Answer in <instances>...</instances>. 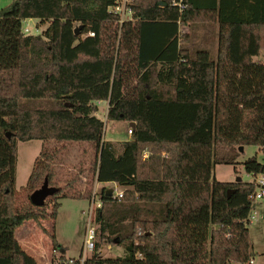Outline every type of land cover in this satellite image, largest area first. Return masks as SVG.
<instances>
[{
    "label": "trees",
    "instance_id": "trees-1",
    "mask_svg": "<svg viewBox=\"0 0 264 264\" xmlns=\"http://www.w3.org/2000/svg\"><path fill=\"white\" fill-rule=\"evenodd\" d=\"M115 2L12 0L0 8V264H35L15 243L18 224L45 217L42 205L16 206L17 140L32 138L60 147L35 158L30 191L53 180L66 143L92 149L84 188L77 179L85 170L65 178L50 217L57 198L91 199L97 182L123 188L118 197L98 186L94 253L84 264H248L254 182L217 180L212 165L235 163L248 144L264 147V0H182V9L131 0L132 18L121 23ZM27 18L46 29L24 33ZM197 21L218 25L216 54L193 42ZM100 100H108L107 119L135 121L130 138L103 137ZM242 163L264 172L256 154ZM108 241L123 254L101 257Z\"/></svg>",
    "mask_w": 264,
    "mask_h": 264
},
{
    "label": "rangeland",
    "instance_id": "rangeland-1",
    "mask_svg": "<svg viewBox=\"0 0 264 264\" xmlns=\"http://www.w3.org/2000/svg\"><path fill=\"white\" fill-rule=\"evenodd\" d=\"M4 6L2 0H0V8ZM47 24V22H39L36 19L25 20L23 22V26H27L30 29V33H41L46 29ZM36 27L38 28L37 31L35 29ZM180 33L182 34L183 32ZM39 102L41 105L45 106L44 101ZM107 107L106 100H103L101 101L100 109L97 112L104 122L103 137L110 140H123L130 138L131 135L127 133L129 120L107 119ZM58 146L59 144L54 140H43L39 138L17 140L14 188L16 206L18 208L28 206L29 203H31L29 195L32 191L26 187V184L35 158L43 149L50 150ZM253 154H256L260 159L264 156L258 146L252 144L246 145L244 151L239 154L235 163H214L212 165V177L223 181H233L237 176H240L244 181L253 180V176L244 169L242 163L243 159ZM91 159L92 149L88 143H66L64 147L60 148L55 162L51 165L54 176L53 180L48 181V184L63 188L67 178L72 176L73 173L77 172L79 169H83L85 171L82 172L77 179V185L83 189L86 179L84 175L86 174ZM117 185H114L113 183H105L104 186L108 189L113 188V186L117 187ZM98 186L100 185H96L95 183L93 188L97 187L98 189ZM118 188L122 187L118 186ZM52 195L53 194L47 195L44 204L42 205L45 212L44 218L38 220L30 218L16 226L15 243L17 250L29 254L32 250H28L27 245L36 248L38 246L33 243L30 245V243L31 241L36 242L39 240L44 243L45 249H47L52 244L49 233L53 232L57 243L63 244L66 247V254L76 255L79 252L83 242L86 221L88 220V212L91 203L90 199L82 197L57 198L60 201V205L57 208L56 216L52 218L49 215L53 206L54 197ZM96 198H99L98 195H96ZM251 210L256 212L255 217L247 224L253 257L256 263L264 264V195L254 201ZM43 224L47 227H44ZM36 250H38V248ZM123 252V247L117 244L116 241H108L101 244L99 255L101 257H115L122 255ZM30 257L33 258L34 263L36 264V257L33 255H30ZM16 260L20 261L21 258L17 256Z\"/></svg>",
    "mask_w": 264,
    "mask_h": 264
},
{
    "label": "built area",
    "instance_id": "built-area-1",
    "mask_svg": "<svg viewBox=\"0 0 264 264\" xmlns=\"http://www.w3.org/2000/svg\"><path fill=\"white\" fill-rule=\"evenodd\" d=\"M131 0H116L115 4L110 7L115 13L119 15L118 21L121 23L123 20L132 18V9L128 5ZM173 4H177L180 9L184 7L182 0H172ZM36 31L38 28H35ZM22 30L24 33H29L30 29L27 26H23ZM180 30V29H179ZM183 32V29L180 30ZM88 34L93 35V31H89ZM135 122V121H134ZM135 125L129 124L127 127V133L130 135L133 132ZM261 152L264 155V147L260 148ZM146 153H144L145 155ZM264 162V156L262 158ZM253 176L254 190L251 195L253 202L258 198H261L264 195V172H259L257 174L250 173ZM117 185V183H114ZM113 186L112 194L114 196L120 197L123 193V188H118ZM97 187L93 188L92 196L90 199V208L88 212V220L86 221V227L84 230V237L81 248L76 255H68L65 250L63 251L59 244L54 246L51 244L47 249L41 247L36 251H33L29 255L36 257V264H84V262L90 258L94 253L95 245V223L93 219L94 210L97 206H100L102 201L99 198H96ZM253 206V205H252ZM252 208V207H251ZM256 212L250 209L248 220L249 222L255 217ZM34 253V254H33ZM248 264H258L254 261V257H250Z\"/></svg>",
    "mask_w": 264,
    "mask_h": 264
},
{
    "label": "crops",
    "instance_id": "crops-1",
    "mask_svg": "<svg viewBox=\"0 0 264 264\" xmlns=\"http://www.w3.org/2000/svg\"><path fill=\"white\" fill-rule=\"evenodd\" d=\"M11 1L12 0H2L3 6L7 5ZM31 19H35V18H27L25 20L27 21V20H31ZM179 29L180 30L183 29V33H188L190 31V28L188 25H180ZM195 32L197 34L195 39L193 40L195 45L198 46V44H199L203 48H205V49L207 48V49L211 50L212 54H216L217 49H218V34H217L218 25L215 23L214 25L207 26L203 21H197V28L195 29ZM259 56L261 57L262 53H260L258 56L254 57V58H260ZM101 101H103V100L97 101L99 105H100ZM106 102L108 105V100H106ZM129 124H131V121H129ZM105 183H113L114 184L116 182H105ZM105 183L97 182L96 185H102ZM23 222H25V221H23ZM43 226L47 227L44 224H43ZM15 232H16V227H15ZM36 242L31 241L30 245H32V243H33L34 245H36L38 247L35 248L34 246L27 245V249L36 251L37 248L39 249L41 247H45L44 243L41 242L40 240L36 241ZM26 244H27V242H26ZM58 244L64 248H66L63 244H60V243H58Z\"/></svg>",
    "mask_w": 264,
    "mask_h": 264
},
{
    "label": "water",
    "instance_id": "water-1",
    "mask_svg": "<svg viewBox=\"0 0 264 264\" xmlns=\"http://www.w3.org/2000/svg\"><path fill=\"white\" fill-rule=\"evenodd\" d=\"M79 27H80V25L77 26V27H75V29H74L75 33L78 32V28H79ZM131 125L134 126V125H135V122H134V121H131ZM6 135H7V137H10V132L7 131V132H6ZM242 149H243V146L240 145V146H239V150H242ZM235 180H236V181H239V180H241V177H240V176H237ZM56 190H57V187L52 186V185H49V184H48V180H47V178L45 177L44 180L42 181V183L40 184V186L37 187V188H35V189L30 193V195H29V199H30V201H31L32 204H34V205H38V206H41V205L44 204L45 197H46L47 195H51V194H53ZM227 192H229V189L227 190ZM106 194L111 195V194H112V188H108V189L106 190Z\"/></svg>",
    "mask_w": 264,
    "mask_h": 264
}]
</instances>
